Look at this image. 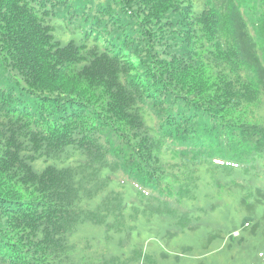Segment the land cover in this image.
I'll list each match as a JSON object with an SVG mask.
<instances>
[{"label":"trees","instance_id":"trees-1","mask_svg":"<svg viewBox=\"0 0 264 264\" xmlns=\"http://www.w3.org/2000/svg\"><path fill=\"white\" fill-rule=\"evenodd\" d=\"M207 152L264 161V0H0V264H76L77 224L91 235L112 192L141 196L117 174L153 190L156 173L190 203L202 175L247 172ZM257 176L203 196L263 240ZM113 246L84 263L125 264Z\"/></svg>","mask_w":264,"mask_h":264},{"label":"rangeland","instance_id":"rangeland-1","mask_svg":"<svg viewBox=\"0 0 264 264\" xmlns=\"http://www.w3.org/2000/svg\"><path fill=\"white\" fill-rule=\"evenodd\" d=\"M214 157L219 156L215 154ZM216 184L226 186L224 180H206L202 175L197 190L198 201L193 207L194 215H200V224L195 229H191V225H172L149 214L135 215L141 203H113L114 213L119 220L110 217L104 229L96 231L90 228L89 233L104 235L109 231L117 244L109 243L107 246H117V252L123 257H130V264H229L230 258L234 256L237 259L239 253L233 247H228L230 242L225 238L233 230H239L242 234V217L228 196L223 197L224 201L218 204L219 207L211 208L212 203H207L212 200H205V191L208 195L211 194L208 190L220 194L227 192L215 191L213 187ZM203 208L207 209L205 215L200 212ZM214 235L220 237L214 238Z\"/></svg>","mask_w":264,"mask_h":264},{"label":"clouds","instance_id":"clouds-1","mask_svg":"<svg viewBox=\"0 0 264 264\" xmlns=\"http://www.w3.org/2000/svg\"><path fill=\"white\" fill-rule=\"evenodd\" d=\"M255 174V173H254ZM255 175H257V174H255ZM197 185V184H196ZM84 218V217H83ZM175 224H178V225H180L178 222H176ZM75 231H77V228H74L73 230H72V233H71V235L69 236V238L71 239V237H72V234H73V232H75ZM176 235V234H175ZM113 241L112 240H109V241H107L102 247H100V249L98 250V254H100V255H103L104 253H106L107 252V249L108 250H110V248L107 246V244H109V243H112ZM235 242V240L232 242V244ZM205 249H207V246H205L204 247Z\"/></svg>","mask_w":264,"mask_h":264}]
</instances>
